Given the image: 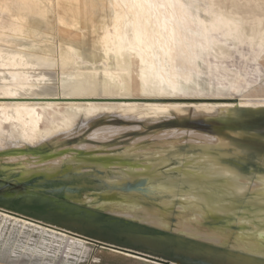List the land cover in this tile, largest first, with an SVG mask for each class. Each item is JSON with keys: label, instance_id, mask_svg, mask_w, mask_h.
<instances>
[{"label": "rangeland", "instance_id": "rangeland-1", "mask_svg": "<svg viewBox=\"0 0 264 264\" xmlns=\"http://www.w3.org/2000/svg\"><path fill=\"white\" fill-rule=\"evenodd\" d=\"M91 1L86 0V5L89 10L99 12L95 16L96 26L93 28L91 23L81 20L74 30L77 35L73 39L79 38L74 46L82 53V59L76 64L70 62L42 71L51 82L48 87L53 92H68L64 84L86 80L94 82L93 89L87 93L96 96H171L199 101L194 99L232 93L211 84L206 65H201L202 74L196 77L198 83L189 82L176 92L142 90L136 61L131 66L129 79L122 72L120 79L111 80L105 71L111 68L116 72V61L112 54L106 55L98 42L102 26L111 22L113 0ZM222 1L227 4L234 1L246 9L258 8L260 3L264 8V0ZM16 2L0 0V41L7 39L12 45L48 48L56 53L63 29L58 22V7H50L53 3L57 6L56 0L48 2L47 11L51 10V15L46 11L45 15L36 17L32 12L30 16L26 10H18ZM6 6L14 13H26L29 21L32 18L42 21L43 31L34 35L25 26L26 32H16L21 23L16 21L18 24L13 27L12 19L17 18L10 17L6 10L3 12ZM44 20L50 23L51 29ZM108 62L115 68L106 65ZM262 63L258 65L257 84L264 89ZM234 96L241 98L242 93ZM258 97L264 98V95ZM188 106L182 112L172 109L171 115L155 120L125 119L118 112L103 114L88 123L82 116L71 128L36 146L24 142L20 146L0 147V264H156L110 253L107 248L111 246L179 264H264V205L261 204L264 107L235 105L224 112L206 114L193 104ZM102 126L118 130L112 140L90 137ZM203 135L214 139L207 141ZM89 144L92 147L86 146ZM62 150L66 158L53 167L50 159L32 157L52 158ZM139 167L141 171L146 169L157 175L133 176L131 173ZM25 218L80 234L89 243H74L69 236H56L26 224Z\"/></svg>", "mask_w": 264, "mask_h": 264}, {"label": "bare ground", "instance_id": "bare-ground-1", "mask_svg": "<svg viewBox=\"0 0 264 264\" xmlns=\"http://www.w3.org/2000/svg\"><path fill=\"white\" fill-rule=\"evenodd\" d=\"M13 1L15 2V0ZM49 1L17 0L16 6L18 10L24 9L23 11L34 13L32 14V16L35 15L33 17L36 15L43 16L47 11ZM56 2L57 6L53 3L50 7H58V22L63 28L61 29L60 45L56 53L50 52L48 48L30 46L32 49H28L23 44L12 45L11 42L9 43L10 40L1 38V40L3 39L0 41L1 148L4 146L10 148L15 144L20 146L24 142L36 146L47 138L71 128L82 116L89 120L88 123L103 114L118 112H121L120 115L125 119L153 118L155 120L171 115L172 109L179 112L185 111L189 108V104H193L198 110H203L206 114L224 112L235 105L244 108L250 106L253 108L264 107V98L258 97L261 94L264 95V89L257 84L260 76L258 65L264 62V8L260 6V3L258 8L251 6L246 9L234 1L227 4L226 1L222 0H113L111 22L109 25L102 26V36L98 42L106 55L112 54L116 61V72H112L109 67L111 71L105 69L111 80L119 78L122 72H126L129 79L131 69H133L131 66L136 61L139 63L142 90L155 89L153 91L156 92L157 89L162 92H171V90L176 92V90H182L184 85L189 82L198 83L196 77L202 74L201 65H206L209 69L211 84L226 90L227 93L232 91L229 95L222 93L221 96L194 99L199 101H192L193 98H180L186 101H178L179 98L171 96L145 98H133L128 95L118 96L119 94L117 96L112 94L96 96L87 93L93 89L94 82L88 83L86 80L85 82L80 80L72 82L70 79L71 82L63 83V88L68 89V92L64 90L63 93L53 92L48 87V83L51 82H48L47 75L42 71L70 62L76 64L79 59H82V53L78 47L74 46L79 41V38L73 39L77 35L74 30L79 27L81 20L91 23L94 28L96 26L95 16L99 14V12L88 9L86 0H56ZM5 10L10 17L17 18L12 19L13 27L21 23L16 32L18 30L24 31L25 26L29 27L27 31L29 29L34 32V35L43 31L42 27L40 28L42 21L33 18L32 20L29 18V21L26 13H14L7 6L3 8V12ZM49 12L52 11L49 10ZM29 15L31 16V13ZM20 19L25 22H19ZM44 22L47 28H52L48 21L44 20ZM37 38L42 39L44 37L39 36ZM95 46L94 44L93 47ZM54 56L57 58L55 59ZM92 65L94 66L93 63ZM71 69L73 70V68ZM64 72L65 70L62 73L64 74ZM84 76L86 77V75ZM76 78L79 77L76 75ZM119 79L118 81H120ZM121 82L125 84L124 80ZM135 89L138 90V88ZM120 92L118 91V93ZM235 93H242V97L236 98ZM137 95L139 97V92ZM188 99L189 101H187ZM138 100H145V102ZM117 131L111 129L110 126H102L94 130L90 137H95L98 140H112ZM203 138L207 141L214 139V137L206 135H203ZM86 146L92 147L90 144ZM66 156V152L62 150L59 155L52 158H46L44 155L32 157H36V160L50 159L53 162V167L54 164H61ZM43 164L47 163L44 162ZM154 165L156 164H153V167ZM141 168L139 167L131 174L136 175V177L140 174L154 175L151 177L157 175L156 172H146V169V171H141ZM24 222L51 231L56 236H69L74 243L76 241L89 243L88 238L54 224L35 221L31 218H25ZM107 249L110 253L121 254L126 258L133 257L141 262L153 261V263L162 264V262L149 260L151 258L147 259L129 252L134 251L132 249L126 248L128 251L117 247H108Z\"/></svg>", "mask_w": 264, "mask_h": 264}, {"label": "water", "instance_id": "water-1", "mask_svg": "<svg viewBox=\"0 0 264 264\" xmlns=\"http://www.w3.org/2000/svg\"><path fill=\"white\" fill-rule=\"evenodd\" d=\"M0 209H1V208H0ZM1 210H2V209H1ZM90 240H91V239H90ZM95 242H97V241H95ZM105 245H107V244H105ZM107 246H110V245H107ZM111 247H113V246H111ZM118 248L122 249V247H118ZM123 250L128 251V249H126V248H123ZM129 252L134 253V254H136V255L144 256V257H147V258L155 259V260H158V261L164 262V263H166V264H179V263H174V262L165 261V260H162V259H157V258L151 257V256H149V255H145V254L140 253V252H137V251H129Z\"/></svg>", "mask_w": 264, "mask_h": 264}, {"label": "snow or ice", "instance_id": "snow-or-ice-1", "mask_svg": "<svg viewBox=\"0 0 264 264\" xmlns=\"http://www.w3.org/2000/svg\"><path fill=\"white\" fill-rule=\"evenodd\" d=\"M261 196H262L261 204L264 205V191H262ZM262 218H264V212H262Z\"/></svg>", "mask_w": 264, "mask_h": 264}]
</instances>
